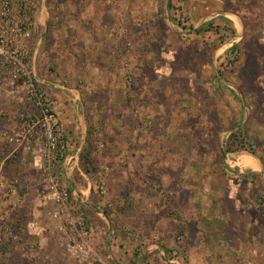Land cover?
Returning a JSON list of instances; mask_svg holds the SVG:
<instances>
[{"label": "rangeland", "instance_id": "374dc122", "mask_svg": "<svg viewBox=\"0 0 264 264\" xmlns=\"http://www.w3.org/2000/svg\"><path fill=\"white\" fill-rule=\"evenodd\" d=\"M42 3L46 36L52 19L66 25L74 12L84 17L104 6L114 45V61L106 64H114L117 77H108V86L92 84L85 56L71 74L58 73L57 89L68 95L78 130L54 111L51 90L39 82L40 67H53L51 50L37 44L43 31H34L36 23L25 47L33 84L64 131L67 153L80 161L79 171L60 176L69 185L67 204L86 219L101 213L113 241L144 251L141 264H264V171L257 170V162L264 163V0H37L36 12ZM2 79L0 72V88L13 98L0 96V191L7 198L18 175L24 190L7 202L18 239L13 243L0 229V264H49L43 253L53 247L29 239L34 215L26 205L39 196L43 220L58 206L44 201L46 188L30 194L36 173L29 183L19 173L34 145L25 151L4 146L34 108L20 83ZM13 150L22 157L7 163ZM15 215L22 216L19 224ZM43 224L54 233V263L61 253L73 264L66 237L51 222Z\"/></svg>", "mask_w": 264, "mask_h": 264}, {"label": "built area", "instance_id": "2783aa9c", "mask_svg": "<svg viewBox=\"0 0 264 264\" xmlns=\"http://www.w3.org/2000/svg\"><path fill=\"white\" fill-rule=\"evenodd\" d=\"M37 0H0V72L3 81L11 86L20 83L26 90V98L31 102L34 112L22 117L21 130L12 132L4 146H15L22 151L29 150L35 139L42 142L40 155L41 174L46 183L44 201L56 204L58 209L48 212L53 229L66 237V252L69 257L82 264H104L90 244L91 230L87 226L84 212L72 204L68 187L60 180V168L66 174L79 171L78 156L70 155L68 142L47 102L42 90L37 89L31 79L25 62V47L32 37ZM0 174V187L3 183ZM24 182L18 175L7 186L5 196L17 190H24ZM8 204V203H7ZM9 205L0 210V229L8 239H16L9 223ZM65 215V218H64Z\"/></svg>", "mask_w": 264, "mask_h": 264}, {"label": "crops", "instance_id": "0c3cea01", "mask_svg": "<svg viewBox=\"0 0 264 264\" xmlns=\"http://www.w3.org/2000/svg\"><path fill=\"white\" fill-rule=\"evenodd\" d=\"M91 8H93V6H91ZM37 12L35 22L36 25L34 31L36 32L40 28H42L43 31L41 37L38 38L37 44L41 43L42 46L46 44L48 46V49L51 50L50 54L52 55V59L49 61L48 64L53 67V70L51 72H46L45 66L43 68L40 67L43 74L40 75L39 82L41 86L47 91L51 90L50 92H48V96L51 100L54 111L59 114L67 124H70L71 129L78 130L79 127L75 121L74 115L76 111H74V107L69 103L68 95L65 93V91L57 89L56 82L60 81V79L62 78L59 76L58 73H60L59 71L64 70L68 71L71 74L74 70L73 65H75V61H80V59L85 56V59L90 61V64L87 65L86 69L88 71L90 70L88 77H94L92 81L93 85H98L99 83H107L108 86V77H117L116 74L112 72L114 69V64L112 63L113 65L111 64L110 66L106 64L109 63L110 59L111 61H114V45L109 34H106V28H104L105 25L108 23V19L106 17L108 16L107 10L104 6H102L101 9L99 8V6H97L96 8L91 9L89 15H86L84 17H78L77 14L74 12L75 15L71 17V19L69 20L70 23L66 25H63V23H60L59 21H53L52 19L51 24H49V26L51 27L50 29H52V32H50L51 36H46V32L48 30L49 17L47 15V11L44 9L43 3L39 6ZM80 33L83 34V36H75L76 34ZM87 49L90 51L86 55H84V53H74V51L77 50L84 51ZM41 55L44 56V54ZM37 63H40V59ZM32 64H34V61H32ZM63 73L66 72H62V74ZM105 77L107 78V81L104 80ZM0 96L6 101L13 98L7 93L6 90H3L2 88H0ZM74 122L75 126H73ZM41 152L42 142L39 138H37L34 141V149L31 156L32 159L28 167H24L23 171L20 170L19 172L21 173L22 177H24L23 180H25V177L27 175L28 183L30 180V173L34 172L38 175L37 182H35L33 186L31 185L32 182L29 185L28 189L30 190L29 192L31 195L36 193L41 195L46 188L40 168ZM22 154L23 152L21 150H13L11 152H8L5 155V161L7 163L17 162L19 161V159H21ZM255 161L257 162V160ZM257 164V170L264 171V163L262 162V164H260L259 162H257ZM59 172L60 176L64 179L70 177V173L66 174L65 169L63 167L60 168ZM66 184V186H69L67 182ZM76 187L78 188L77 185ZM84 189L85 192L90 191L89 185ZM13 194L6 198L4 197L3 191H0V210L1 208H4L5 205H7V202L9 200L12 199ZM39 198L40 197L37 196L35 200H30L29 202H27L26 205L32 211L31 214L34 215L31 219V222L29 223V225L31 226L29 228V232L33 234L29 235V239H33L41 243L43 246L48 241L53 247V249H48L47 251L45 249V254L43 253L45 257L43 260L46 259L49 264H55L54 260L57 255V244L54 239V233H52L51 228L50 234H47L45 231V225L43 223H47L48 226L50 225V221L48 219V216L46 220L42 219L43 214L39 211V209L42 210L41 206H39ZM14 210L18 209L15 208L13 209V211ZM18 215H15V224H19V221L22 219V216L19 218ZM96 216H98V219L95 216H87L86 219V223L92 231L91 246L95 252V255L99 259H101L104 264H141L142 259L144 258V251L136 254L131 251L127 243H123L124 241H120L118 239H115L113 241V234H107V232L109 231L107 227V221H105L104 218L101 217V213H96ZM32 228L34 229L32 230ZM17 239H13V243L14 240ZM10 248L11 246L6 247V252H9ZM60 254L61 253H59L58 259L62 261H60L58 264H67L68 258L65 255L63 256V254L61 257ZM147 258H149V256ZM63 261H66V263ZM154 262L155 261L153 259L152 263ZM73 264L82 263L74 261Z\"/></svg>", "mask_w": 264, "mask_h": 264}, {"label": "trees", "instance_id": "16d2710c", "mask_svg": "<svg viewBox=\"0 0 264 264\" xmlns=\"http://www.w3.org/2000/svg\"><path fill=\"white\" fill-rule=\"evenodd\" d=\"M235 46H233L232 48H234ZM84 157V159L87 161V163H90V159L85 155V156H83ZM242 157L240 156L239 157V159H241ZM80 163V162H79ZM262 214H264V212L262 213Z\"/></svg>", "mask_w": 264, "mask_h": 264}, {"label": "bare ground", "instance_id": "6f19581e", "mask_svg": "<svg viewBox=\"0 0 264 264\" xmlns=\"http://www.w3.org/2000/svg\"><path fill=\"white\" fill-rule=\"evenodd\" d=\"M251 159H254V158H251ZM241 162H243V161H241Z\"/></svg>", "mask_w": 264, "mask_h": 264}, {"label": "water", "instance_id": "95a60500", "mask_svg": "<svg viewBox=\"0 0 264 264\" xmlns=\"http://www.w3.org/2000/svg\"><path fill=\"white\" fill-rule=\"evenodd\" d=\"M260 164H262V162H260Z\"/></svg>", "mask_w": 264, "mask_h": 264}]
</instances>
